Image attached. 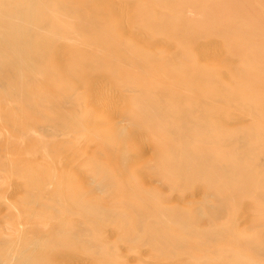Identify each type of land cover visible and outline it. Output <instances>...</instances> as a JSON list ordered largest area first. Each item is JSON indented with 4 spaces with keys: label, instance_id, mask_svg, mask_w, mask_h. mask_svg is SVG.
<instances>
[{
    "label": "rangeland",
    "instance_id": "rangeland-1",
    "mask_svg": "<svg viewBox=\"0 0 264 264\" xmlns=\"http://www.w3.org/2000/svg\"><path fill=\"white\" fill-rule=\"evenodd\" d=\"M50 1L52 3L48 7L40 6L37 10L48 21L63 24L64 0ZM103 1L88 0L86 3V0H68V3L76 8L86 7L88 15L93 13L100 15L98 24L106 26L107 43H112L111 46H106L104 52H114L119 47L116 41L122 39L138 45L139 36L131 39L135 34L131 32L144 25L145 19H140L137 15L138 20L135 17L136 24L132 27L133 11L142 10L141 8L145 6L151 8L147 20L152 19L154 14H159L158 12L169 14L163 2L155 0L153 2L119 0L120 5L116 0ZM123 1H126L127 5L123 4ZM199 2L202 4L199 14L195 11L193 13L191 7L184 1L180 5L187 6L184 9L178 6L179 9H183L179 12L181 11L180 15L182 14L188 21L195 23L204 21V27L208 29L207 22L213 18L218 19L221 13L216 10L207 14L205 11L208 5L203 0ZM256 2L258 3V0ZM9 4L6 13L13 6L24 5V0ZM116 4L126 7L120 9ZM115 6L116 9L112 10ZM244 8V3H238L235 9L244 11ZM122 9H124L122 13L126 14L121 13ZM114 10L116 12H113ZM251 12L249 10L246 15L248 13L250 15ZM113 13H119V17L122 15V18ZM0 14H3L2 9ZM71 16L69 19H74L77 13ZM174 18L177 19L175 16ZM237 18L240 19V16ZM252 18V23L255 18V22L259 20L257 16ZM239 19L238 22L241 20ZM260 19L262 20V17ZM126 20H130L128 24L125 23ZM251 20L246 16L242 22H236L240 33H233L229 39L227 38L231 46L228 43L226 45H229L230 49L232 46L241 45L239 47H244L245 50L228 49V53L222 46L224 41L220 34L214 36L212 34L207 38H197L191 46L192 62H189L191 64L177 63L174 58L177 48L162 44L163 39L160 36L157 37L158 40L156 39L160 40V43L155 41L156 49L161 50V53L157 54L160 69L151 70L150 73L159 71L164 85L167 86L170 80L169 87L173 90L171 103L167 99L159 109H165L168 104L175 109V113L184 116L179 122L182 126L179 133L180 136L189 138L188 141L184 140L177 145L175 150L192 147L202 158L198 165L206 167L208 174L201 183L193 185L187 191H177L164 185L155 174L158 168L151 167L155 141L158 138L155 133L139 132L141 136L138 132V134L133 132L130 136L127 145L123 147L125 151L131 149L126 151L130 162V165L126 166L129 173L128 168L124 172L125 170L120 167L118 155L121 156V153L116 148L101 151L103 148L97 146L95 153H98L102 164L95 167H86L84 163L82 164L83 158L75 153L76 149L80 148L82 152L90 153L95 150L90 146L91 143H87V136H81L77 132L69 133L67 136L60 134L63 115L69 114L71 109L58 105L55 91L61 90L64 86L62 72L64 58L60 53L64 55L65 46L75 43V40L65 41L59 32L39 29L40 24L37 20L30 22L34 26L26 23L23 26L25 29L38 30L33 36V43L23 47L25 50H15L17 52L14 51L15 54L7 50L0 54V264H264V243H260L264 242V23H261V20L257 25L253 23L254 27L258 26L259 33L256 29L252 32L251 29L254 28ZM121 27L127 28L123 30ZM129 28L134 30L127 31ZM125 32H128L127 35ZM228 34L230 35L227 33L225 36ZM199 47L202 48L198 49ZM44 48H46L43 51L44 57H37L35 54ZM20 58L24 64L22 67L17 65ZM4 59L6 62L2 64L1 61ZM184 66L193 70L188 71L189 69ZM174 67L177 69H174L172 78L167 75L168 79L162 72L166 71L167 74ZM18 73L21 74L20 77ZM175 78L184 81V85L176 83ZM12 82L17 90L12 87ZM101 82L104 83L97 82L100 88L106 87V90L112 88L110 85L106 86V82L104 85ZM88 84L87 82L86 86ZM95 85L96 83L92 87L97 86ZM89 88L91 87L89 86L88 90ZM117 89L120 90L119 95L114 88L111 92L116 94L108 91L106 95V97L110 95L109 101L114 97L108 101V107L113 109L98 110L109 127L118 125L120 122L117 121L120 120L118 118L124 114L125 100L131 95L122 88ZM88 90L86 87L78 90L83 93L79 107L81 110L92 111L96 106L87 104ZM120 95L123 97L125 95V99ZM112 113L118 115L116 121ZM119 124L128 131L133 130L130 125ZM46 125V129L42 131L40 126L45 128ZM45 130L50 134L46 135ZM134 134L139 135V138L145 136L148 139L147 143L145 139L142 145L143 140H139ZM79 137L81 139L78 140ZM43 138L47 139L46 147L43 145ZM65 140L68 143H64L59 149L58 144ZM137 140L139 148L136 149ZM38 146H44V151L46 149L48 151L43 153L42 147L37 150ZM175 150L167 149L164 154L169 157L175 154ZM113 154L117 156L114 157ZM142 154L145 155L143 158ZM224 165L225 169H228L226 175H222L220 171L224 169ZM116 168L123 171V174L119 172L124 181ZM162 170L173 172L174 166ZM43 171L53 178L54 171L55 178L51 181V186L49 184L45 187L43 183L37 181L35 176ZM60 174L66 176L61 182L57 178ZM94 177L95 181L92 179ZM90 180H93L94 184L90 183ZM95 182L99 187H96ZM126 183L131 188H127ZM76 185L81 187L83 197H79L80 191L77 187L74 194L67 192L70 186ZM84 192L88 195L85 196ZM173 194L176 197L178 195V201L171 197ZM199 203L201 207H198ZM203 203L205 205H202ZM219 204L226 209L227 214L211 217L210 211ZM195 210L198 212V220L191 221ZM170 211H183L187 223L172 221L173 219L166 214ZM149 223L154 225L153 230L162 231L164 235L147 233L140 229ZM95 228H100L99 232H96ZM160 249H165L167 254L159 255Z\"/></svg>",
    "mask_w": 264,
    "mask_h": 264
},
{
    "label": "bare ground",
    "instance_id": "bare-ground-1",
    "mask_svg": "<svg viewBox=\"0 0 264 264\" xmlns=\"http://www.w3.org/2000/svg\"><path fill=\"white\" fill-rule=\"evenodd\" d=\"M15 1H17V0H5V2L3 0H0V8L2 5L1 9H2V13H3L2 15L0 14V54L5 50H7V52H10V53L11 52L14 53L15 50H17V51L22 50V49L25 50V48H23V47H25V46L28 47V45L33 43V36H35V34L37 33L38 30H35V31L27 30L23 26L26 23H30V22H33L35 20H37L38 23L40 24L39 29H41V30L51 29L56 33L59 32L65 41L71 40V39L75 40L74 41L75 43L68 44L67 46H65L64 55H63V53H60V54H62L61 57L64 58L63 69H62L63 77H64V86L62 87L61 90H55L56 91V97L58 98L57 102H58L59 106H61V107L68 106L71 109V112H69V114L63 115L62 129H61V133H60L61 135L67 136V135H69V133H76L77 132L81 136L82 135L84 137L87 136L86 141L88 144L91 143L90 146H92L94 150H95V147H97V146H101L103 148L101 151L107 150L110 148H116V149L120 150L121 156L118 155V157L120 158V161L118 160L119 165H120V167H122L125 170L124 172H126V169L128 168V167L126 168V166L130 165L129 164L130 162H128L129 158L127 157L128 155H127L126 151L131 150V149H127L125 151V149L123 147L127 145L128 141L130 139V136L133 134V132H136V133L137 132L138 133L144 132L143 134L155 133V134H157L158 138L155 141V150L153 151L154 159L151 160V162L153 161L151 167L158 168V170L155 174L157 175L159 180L164 185H167V186H169V187H171L177 191L178 190L187 191V190L191 189V187L193 185L199 184V182L201 183L204 178L208 177V174L206 172V167L202 168L198 165V163H200L202 161L201 156L196 154L192 147L187 146L183 150H179V151L175 150L177 145L181 144L184 140H186V141L189 140V138H187V137L184 138V137L180 136V133H179L182 129V126L179 124V122H181V120L184 119V116H182V115L179 116L178 113H175V109L170 107V105H168V104H167L165 109H163V110L159 109V107L163 106L164 102L167 99H168V102L171 103L173 90L169 87L170 86V80H168L167 86L164 85L162 78L158 74L159 71H157L154 74L150 73L151 70H159L160 69V66H159L160 59H159V55H157V54L161 53V50L156 49V47H155L156 42L160 43V40L157 41L158 40L157 37L160 36L163 39L162 40L163 43L161 42L162 44H169V45L177 48L175 50V53H174V56H175L174 58H175V61L177 63L192 62V61H190V56L192 55V53H191L192 47L191 46L194 45L197 38H207L209 36H212V34H213V36L220 34L222 40L224 42H226V43H224L222 41L223 42L222 46H223V48L225 47L224 48L225 51L229 53L228 49H230L231 44L229 43L230 41L229 42H227V41L230 38L231 34H233V33L238 34V32L240 33V30H238L239 29L238 23H240L241 20H245L246 16L249 18V20H251L252 17L255 18L256 16H257V18H259V20H261L260 18L262 17V20H263L264 7H262V6H264V0H258V3L256 2V0H203L205 2V4L208 5L207 11H205L207 14H210V12L216 11V10H219V12L221 13L220 14L221 16L218 17V19L213 18L211 21L207 22L208 29H206L204 27V21H201V22L196 21V23H195V22L186 20V18H184V16L182 14L180 15L181 11L187 5H189L191 7V10L193 11V13L195 11L197 14H199L201 11L200 6L202 5L201 2H199L200 0H182V1H184V3L185 2L187 3L186 6L180 5L182 1L181 2H174L172 0H155L157 2L158 1L163 2L165 7L164 6H162V7L166 8L168 10L169 14H164L162 12H158L159 14H154V17H152V19L147 20V18L149 17L148 12L150 13L151 8H148L147 6H145V8H141L142 10L139 9L138 11H133L134 14H133L132 27L134 24H136L135 17L137 18V20H138V17L140 19H145V22H143L144 25H141L140 27H138L137 31L132 29L135 32L133 31V32H131V34H133V33H135V34L132 36L130 34V36L132 37L131 39H134L133 37H135V36H139L140 41H139L138 45H136V44L128 41L127 39L118 40L119 42L116 41V44H118L119 47L114 52H104L103 51L104 49H107V47H106L107 45L111 46V44H112V43H107V39H106L107 36L105 34H107L108 30H107L106 26H104V24H102V23L98 24V22L101 18L100 15H98L97 13H93V15L92 14L88 15L86 10H85L86 7L83 9H81L80 7L76 8L75 6H71V4L68 3V0H64V5H62V9H63L62 11L64 13V23L61 24V23L55 22V21H53V22L48 21L46 18H43L40 14V11L37 10L38 8H40V6H43L44 8L48 7L52 3V1H50V0H24V5L22 4L21 6H13V8L8 13H6L5 11L9 8V5H10L9 2L12 3ZM99 1H102V0H99ZM116 1H118L119 5L121 4V3H119V0H116ZM150 1L153 2L154 0H150ZM86 3H88V0H86ZM125 3L127 5V2L123 1V4H125ZM238 3H244L245 4V8L243 9L244 11H242V10L237 11L235 9L237 7ZM118 4H116V5H118ZM108 5H109V3H108ZM111 6L114 7V5H111ZM124 6L125 5H122V7L121 6H119V7L121 9V8H124ZM178 6H182L183 9L182 10L179 9L180 7H178ZM112 7H110V8H112ZM113 9H116V6H115V8H112V10ZM248 9L252 12L254 10L255 11L253 13L251 12L252 15L251 14L248 15L249 13L246 15V13L249 12ZM135 10H137V9L135 8ZM179 10H181V11L179 12ZM259 10L261 11V13H256V12H259ZM122 11H124V9L121 10V13H122ZM233 11H234V13H233ZM235 11H236V14H235ZM239 11H240V15H238ZM113 12H116V11L114 10ZM74 13H77V16L74 19H69V17H72L71 15ZM119 13H120V11H119ZM113 14H115V13H113ZM118 14H115V15H118ZM122 14L124 15L126 13L123 12ZM234 14L237 15V17L240 16L241 20L239 18H237ZM137 15H138V17H137ZM125 16H124V18H125ZM174 16L177 17V19L174 18ZM250 16H252V17L250 18ZM118 17H119V15H118ZM127 17H128V15H127ZM121 18H122V15H121ZM220 18L222 19V21ZM126 19H128V18H126ZM238 19L240 20L239 22L237 21ZM254 20H253V23H255V25H257L259 20H258V22H255ZM262 20H261V23H264V22H262ZM129 21L126 20V22L125 21L124 22L126 24H128ZM234 22L235 23L238 22V23H236L237 28H236V25ZM138 23H139V21H138ZM251 23H252V20H251ZM30 24H32V23H30ZM32 25H30V28ZM120 25H121V23H120ZM127 27H125L124 29H126ZM130 28L127 31H132ZM250 28H251V26H250ZM253 28L254 29H251L252 32H255V29H256V31L258 30V33H259L258 26L254 27V24H253ZM214 29L215 30L217 29L218 31L217 30L215 31ZM127 33H126V35H127ZM214 33H216V34H214ZM222 33H224V34H222ZM227 33H230V35L228 34L227 36H225ZM123 34H124V32H123ZM237 36H239V35H237ZM240 36H241V34H240ZM136 39H138V37ZM199 42H202V41H199ZM199 42L197 44H199ZM227 43L230 46L226 45ZM223 44H225V46ZM58 45H60V44L58 43ZM61 45H62V43H61ZM220 45H221V43H220ZM57 46H56V53H57V49H58ZM239 46H241V45H239ZM239 46H232V49H230V50L237 51V50H241L242 48H243V50H245L244 47L241 48ZM60 47H62V46H60ZM200 48H202V47H199L198 49H200ZM26 49H28V48H26ZM153 49H154V51H153ZM203 49H201V50H203ZM44 50H46V48L42 49L39 53H36L35 55L37 57L43 58L44 57L43 56ZM195 50L197 51V49H195ZM204 51H205V49H204ZM231 52H233V51H231ZM251 52H250V54H251ZM165 53H164V55H165ZM60 54H59V56H60ZM203 54L201 53V55H203ZM56 55H58V53ZM65 57H66V60H65ZM62 58H61V60H63ZM203 58H201V59H203ZM5 62H6V59L1 61L2 64ZM189 64H191V63H189ZM17 65H19L21 67L24 65L22 63L21 58L17 61ZM34 66H36V65H34ZM184 68L189 69L188 71L193 70L191 68H187L186 66H184ZM16 69H18V68H16ZM174 69H177V67H174L173 69H171L167 74H166V71H163L162 73H164V75L167 78H168L167 75H170V77L172 78V76L175 72ZM10 71H12V70H10ZM20 71L21 70H19V72ZM17 72H18V70H17ZM32 72H33V70H32ZM18 75H19V73H18ZM20 75H19V77H20ZM22 77L23 76H21V78ZM21 81L23 82L22 79H21ZM100 81L104 82V83L101 82L102 85H104L106 82L105 85L106 86L110 85L112 88L110 86H108V87L111 88L112 90L111 89L109 90L108 88L106 90L105 89L106 87L100 88L97 84V82L99 83ZM174 81L176 83H178L179 85L180 84L184 85V81H182L180 78H175ZM38 82H39V80H38ZM87 82L89 84L86 86ZM95 83L97 86L95 85L96 87H94V86L92 87V85H94ZM19 85H20V83H19ZM14 86L15 85L13 83L12 87L14 88ZM89 86L91 88H89V90H88ZM85 87L88 90V94H89L87 104L88 105L89 104H91V105L95 104V106H96L95 109L92 111L81 110L79 107V102L81 99H83V97H82L83 93L79 92L78 90H80V88H85ZM113 88L115 90H117V91L114 90L117 93H118V91H120L117 88H122L126 91L127 94L130 93L131 95H128L129 98L125 100L126 102L124 101V99H125L124 97H126L125 96L126 94L124 95V97L122 96L123 93H122V95H120V96H122V98H124L123 101L125 102V106H124L125 108H123L124 110L122 109L124 114H122V116L118 118V119H120V120H117V121H120V122H118V125H114V126L109 127L105 124V122H104L105 120L103 119V115L98 110H99V108L100 109L102 108V110L109 108L108 107V104H109L108 98L110 95H108L107 97H106V95L108 94V91L109 92L113 91ZM14 89L17 90V88H14ZM44 89L46 90V88H44ZM21 90L22 89L20 88V92H21ZM115 92H111V93H115ZM118 95H119V93H118ZM113 99H114V97H111V100H113ZM148 99H149V101H148ZM26 103H28V102L26 101ZM120 105H121V103L118 106L120 107ZM171 106H172V104H171ZM109 109H108V111H109ZM112 109H110V110H112ZM115 109H116V107H115ZM105 111H103V113ZM118 111H119V109H118ZM112 114H110V115H112ZM116 116L118 117V115L112 116V117H114V121H116L115 120ZM106 122L110 123V121H106ZM119 123H123L124 125H127V126L128 125L132 126L133 127V130H131L132 132L128 131L123 125H120ZM230 123H232V122H230ZM86 124L88 125L89 129H87ZM40 127H41L40 129H42V131H43V129H46L47 125L45 126V128H42L43 126H40ZM59 127H61L60 124H59ZM49 128L50 127H48V129ZM47 130H45V132H47ZM186 130H188V128H186ZM85 132H87V133H85ZM48 134H50V132L49 133L47 132L46 135H48ZM139 135L142 136V134H140V133H139ZM134 136H137V135L134 134ZM134 136H132V138ZM144 137L145 136H143L141 138L138 137L139 140H141V141L143 140V142H141L142 145L146 139V137L145 138ZM142 138H144V139H142ZM43 139H44V141L43 140L42 141L44 142V144H43V142H41V143L44 146L45 145L47 146L48 142L45 143V141L47 139H45V138H43ZM79 139H81V138L79 137L78 140ZM139 140H137L136 146L139 145L138 144ZM27 141L29 142V140H27ZM49 141H50V138H49ZM134 141H136L135 138H134ZM147 141H148V139H146L145 143H147ZM64 143H68V142H66V140L63 141V143L60 142V144H58L57 147L59 149L62 148L64 146ZM44 146L43 147L38 146V148L42 147L41 150L42 149L43 150L41 152L44 151V149H45ZM135 147H134V149H135ZM38 148H37V150H40V148L39 149ZM137 148H139V146L136 147V149ZM171 148L175 150V154L167 157L166 154H164V152L167 149H171ZM27 151H28V149H27ZM101 151H99V153H101ZM107 151H109V150H107ZM37 152H39V151H37ZM95 152H96V150L94 152H91V153L90 152H84V151L82 152L79 148V149H76L75 153L78 154V156H80L81 158H83L82 164L84 163V165L86 167H90V166L95 167V166H99V164H102V160L99 158V155H97L98 153L96 154ZM136 152H135V154H136ZM118 153H119V151H118ZM128 153H131V152L128 151ZM48 154H45V155L48 157ZM115 154H113V155H115ZM135 154H133V155H135ZM143 154H145V153H143ZM143 154L141 156L142 158L145 155H147V154H145L143 156ZM109 156H110V154H109ZM116 156L117 155H115L114 157H116ZM130 156H132V155H130ZM137 156L140 158L139 155H137ZM114 157H112V159ZM209 157L214 158L213 156H209ZM48 158H50V157H48ZM110 158H108V159H110ZM112 159H111V161H112ZM137 160H140V159L137 158ZM135 162H133V163H135ZM225 165L223 166L224 169H220L222 175L228 174V169H225L226 168ZM171 166H174L173 172H168V171L162 170L165 168H171ZM160 168H162V169H160ZM116 170H118V169L116 168ZM77 171H78V169H77ZM81 171H83V170H81ZM119 171H121V170H118V172ZM127 172L129 173V168H128ZM121 173L123 174V171H121ZM121 173L119 172V174L118 173L117 174L122 177V175H120ZM143 173H141V174H143ZM144 174H146V172ZM53 175L55 178L54 171H53ZM80 175L82 176V173ZM181 176H184V178H182ZM35 177H36L37 181L39 183H43L45 185V187H47L49 184L51 186V184H52L51 181L54 179L52 177V175L51 176L46 175V172H44V171L41 173L40 172L37 173V175ZM65 177H66L65 174L64 175L60 174L57 176L59 182H61ZM82 177H84V176H82ZM145 177H148V176L145 175ZM145 177H143V178H145ZM68 178H70V176H68ZM92 179H94V181L96 180L95 177ZM121 179L123 181L125 180L123 177ZM90 181H91L90 183L94 184L92 182L93 180H90ZM146 182H147V180H146ZM44 185H41V186L44 187ZM95 185H96V187H99L97 185V183ZM82 186H84V185H82ZM76 187L80 191L79 197H83L82 192L80 190L81 187L78 185L70 186L67 189V192L73 193L74 191H76ZM126 187L127 188L129 187V185L127 183H126ZM129 188H131V187H129ZM196 188H198V187H196ZM162 189H165V188H162ZM90 190H91V188H90ZM97 190H99V189H97ZM86 192H88V191H86ZM86 192H84V194ZM88 193H86L85 196L88 195ZM173 195L171 197L173 199H175V201L177 199H179L178 195H177V197L175 195L174 196ZM55 196L58 197V195H55ZM191 196H193V195H191ZM57 197H55V198H57ZM174 197H176V198H174ZM154 204H155V202H154ZM80 205L84 206L83 204H80ZM202 205H205V204L203 203ZM163 206L164 205H162V207ZM198 207H201V203L198 204ZM197 208H196V210H197ZM196 210L194 211V213L191 217V221L198 220L197 219L198 212H196ZM223 210H224V213H223ZM225 210L226 209L224 207L220 206V204H219L216 207H214L213 210L210 211V216L216 217L218 215L221 216L223 214H227V212H225ZM166 214L170 218L173 219L172 221H177V222L182 223V224H186L188 221L185 218L183 211H172V212L170 211V212H167ZM153 226L154 225L150 224V223L148 225L144 224L140 229L147 231V233L153 232L154 234L155 233L163 234L162 231L157 232L156 229L153 230L152 229ZM99 229L95 228L96 232H99ZM147 242H149V241H147ZM260 243H264V242H260ZM158 254L159 255H165V254H167V251L165 249H163V250L160 249V251L158 250Z\"/></svg>",
    "mask_w": 264,
    "mask_h": 264
}]
</instances>
